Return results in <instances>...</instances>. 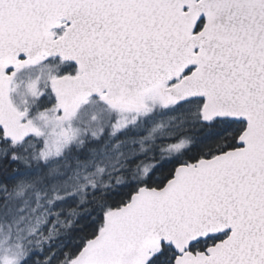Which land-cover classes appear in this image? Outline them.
<instances>
[{
  "label": "snow or ice",
  "instance_id": "obj_1",
  "mask_svg": "<svg viewBox=\"0 0 264 264\" xmlns=\"http://www.w3.org/2000/svg\"><path fill=\"white\" fill-rule=\"evenodd\" d=\"M0 264H264V0H0Z\"/></svg>",
  "mask_w": 264,
  "mask_h": 264
}]
</instances>
